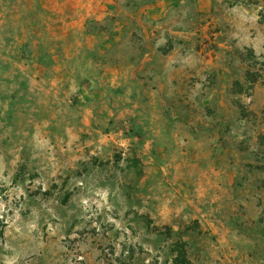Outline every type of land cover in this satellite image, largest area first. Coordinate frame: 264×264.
<instances>
[{
  "label": "rangeland",
  "instance_id": "rangeland-1",
  "mask_svg": "<svg viewBox=\"0 0 264 264\" xmlns=\"http://www.w3.org/2000/svg\"><path fill=\"white\" fill-rule=\"evenodd\" d=\"M184 248L264 264V0H0V264Z\"/></svg>",
  "mask_w": 264,
  "mask_h": 264
},
{
  "label": "crops",
  "instance_id": "crops-1",
  "mask_svg": "<svg viewBox=\"0 0 264 264\" xmlns=\"http://www.w3.org/2000/svg\"><path fill=\"white\" fill-rule=\"evenodd\" d=\"M174 33H179L180 35H183V33H182V32H179V31H174ZM165 56H166L167 59H174V60H176V59H180V58L182 57V54L173 51V52H171V53L166 54ZM164 67H165L167 70L170 69V66H168V65H165ZM141 68H142V67H141ZM165 68H164V69H165Z\"/></svg>",
  "mask_w": 264,
  "mask_h": 264
},
{
  "label": "trees",
  "instance_id": "trees-1",
  "mask_svg": "<svg viewBox=\"0 0 264 264\" xmlns=\"http://www.w3.org/2000/svg\"><path fill=\"white\" fill-rule=\"evenodd\" d=\"M185 262H186V249L184 248L183 251H181V253L176 257V263L185 264Z\"/></svg>",
  "mask_w": 264,
  "mask_h": 264
}]
</instances>
